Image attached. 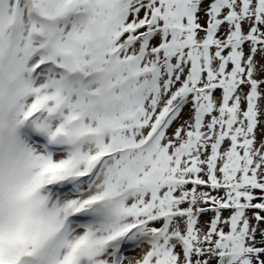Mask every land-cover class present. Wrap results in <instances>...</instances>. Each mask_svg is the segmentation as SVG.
I'll list each match as a JSON object with an SVG mask.
<instances>
[{"label": "snow or ice", "instance_id": "obj_1", "mask_svg": "<svg viewBox=\"0 0 264 264\" xmlns=\"http://www.w3.org/2000/svg\"><path fill=\"white\" fill-rule=\"evenodd\" d=\"M0 264H264V0H0Z\"/></svg>", "mask_w": 264, "mask_h": 264}]
</instances>
